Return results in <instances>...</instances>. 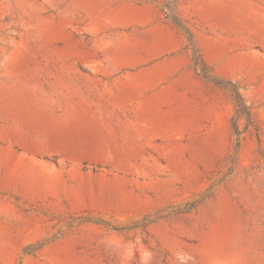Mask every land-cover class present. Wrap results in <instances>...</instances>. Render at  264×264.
<instances>
[{
    "label": "rangeland",
    "instance_id": "obj_1",
    "mask_svg": "<svg viewBox=\"0 0 264 264\" xmlns=\"http://www.w3.org/2000/svg\"><path fill=\"white\" fill-rule=\"evenodd\" d=\"M0 264H264V0H0Z\"/></svg>",
    "mask_w": 264,
    "mask_h": 264
},
{
    "label": "trees",
    "instance_id": "obj_2",
    "mask_svg": "<svg viewBox=\"0 0 264 264\" xmlns=\"http://www.w3.org/2000/svg\"><path fill=\"white\" fill-rule=\"evenodd\" d=\"M235 100H236V107L238 108V111L242 114H245L248 117V112H247L246 108L242 105L241 98L238 95H236Z\"/></svg>",
    "mask_w": 264,
    "mask_h": 264
}]
</instances>
